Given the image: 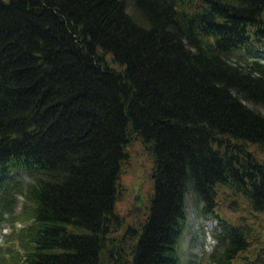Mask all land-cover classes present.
<instances>
[{
    "label": "trees",
    "instance_id": "1",
    "mask_svg": "<svg viewBox=\"0 0 264 264\" xmlns=\"http://www.w3.org/2000/svg\"><path fill=\"white\" fill-rule=\"evenodd\" d=\"M261 52L264 0H0V264H176L187 192L221 221L209 264H264ZM133 140L152 191L127 224Z\"/></svg>",
    "mask_w": 264,
    "mask_h": 264
},
{
    "label": "rangeland",
    "instance_id": "2",
    "mask_svg": "<svg viewBox=\"0 0 264 264\" xmlns=\"http://www.w3.org/2000/svg\"><path fill=\"white\" fill-rule=\"evenodd\" d=\"M241 54V51L237 52ZM264 61V52H261ZM264 113V110H261ZM126 157L120 166L118 179V196L114 204L115 211L124 219V223L135 224L144 218L148 201L152 191V181L150 169L152 160L149 154L142 148L138 140L131 141L126 146ZM22 180L28 179L22 173L18 174ZM234 207L233 196L228 190L219 193L214 209L223 217L235 222L245 215L247 205L241 198H236ZM232 201V202H231ZM20 201L15 207V212L19 211ZM186 222L185 227L177 241L176 264H209V253L217 244L215 233L221 231V224L217 218L208 212H202L201 204L195 202V198L190 192L185 196ZM238 206L243 207L239 210ZM247 216V215H246ZM259 222L264 224V215H258ZM246 220L250 222L249 217ZM20 223L17 224L19 226ZM213 231H209L212 226ZM8 231L5 225L0 229V245H4L2 234ZM211 232V233H210ZM209 237V240L205 238Z\"/></svg>",
    "mask_w": 264,
    "mask_h": 264
}]
</instances>
